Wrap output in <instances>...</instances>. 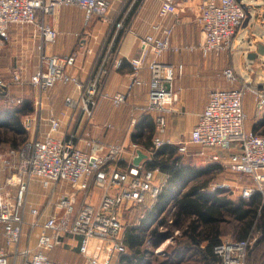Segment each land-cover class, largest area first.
Listing matches in <instances>:
<instances>
[{"label": "built area", "instance_id": "obj_1", "mask_svg": "<svg viewBox=\"0 0 264 264\" xmlns=\"http://www.w3.org/2000/svg\"><path fill=\"white\" fill-rule=\"evenodd\" d=\"M159 1V20L140 38L141 55L132 60L135 71L129 89L146 85L148 99L132 108L131 124H137V113L154 114V151L167 144H176L181 154H191V147H197L196 154L208 163H217L250 181L242 184L241 197L248 199L260 192L264 200V134L247 130L244 107L246 94L252 92L258 109L264 110V82L254 85L247 80L239 86L213 89L190 133L177 142L166 137L168 114L174 111L179 98L170 85L177 75V67L161 61L160 57L170 49L179 51L181 47L172 46L175 25H165L162 20L176 13L186 0ZM62 6L80 7L90 21L95 15L107 17L111 1L0 0V45L9 40L13 25H37L42 37L41 66L30 77V83L40 91L37 105L42 109L43 93L56 84H71L73 91L66 96V110L62 114L68 116L78 112L93 125L100 98H108L116 107H121L127 102V93L111 94L104 89L106 69L87 81L71 73L70 69L77 62V52L47 54L44 51L46 44L56 42L59 37V30L46 21V16ZM246 17L247 11L239 0H202L197 23L203 38L198 45H189L186 49H200L204 55L231 49L233 38ZM144 63L150 72L149 80L140 76ZM121 64V59L115 63L117 67ZM182 68L180 65L179 70ZM224 74L231 82L237 80L232 68H227ZM13 81L19 85L25 82L21 70L13 72ZM8 86L7 81L0 79V95ZM16 102L22 103L23 99L18 97ZM39 114L37 108L36 112L24 116L23 124L29 132L39 130ZM62 120L61 116L52 115L45 135L32 136L21 147L9 148L5 154H0L2 170L8 173L5 184L16 187L12 194L0 181V226L6 243L0 246V264H12L13 257L14 264H18L20 256L24 258L23 264H68L52 259L48 251L65 246L69 237L78 239L84 264H118L128 251L125 237L129 224H126L124 211L131 212L143 206L141 217L145 216L166 184L167 180L158 177V169L127 161V148L123 144L106 143L88 131L82 137L85 145L81 147L76 131L62 132ZM104 126L111 128L113 125L106 122ZM132 148L136 158L139 145L135 143ZM34 180L50 191L43 207L29 202L30 185ZM223 185L217 184L214 188ZM95 195L98 196L96 201L93 200ZM48 208L51 210L46 213ZM27 226L36 237L35 246ZM179 232L177 230L176 234ZM24 237L29 238L28 244L21 246ZM173 239L174 235L166 243ZM256 241L257 235L244 240L226 238L215 252L222 258V264H247L248 250ZM164 250L162 245L157 252Z\"/></svg>", "mask_w": 264, "mask_h": 264}, {"label": "crops", "instance_id": "obj_2", "mask_svg": "<svg viewBox=\"0 0 264 264\" xmlns=\"http://www.w3.org/2000/svg\"><path fill=\"white\" fill-rule=\"evenodd\" d=\"M240 1L243 6L245 5L248 8V11L246 9L247 17L233 38L230 53L221 51L204 55L200 49H186L189 45H198L203 38L201 27L197 23V15L200 11L202 0H186L179 5L176 13H170L162 20L165 25H175L171 40L172 46L181 47L179 51L170 49L160 57L161 61L177 67V75L170 85L174 91L178 92L179 98L171 114V120H177L178 124H180V118H185L184 129L181 132L189 134L196 125L199 115L204 111L213 89L235 87L247 80L257 85L264 82V52H258L260 44L264 47V0ZM160 4L159 0H142L139 10L127 25L128 27H126L124 36L119 42L116 51L111 55L108 53L101 55L99 52L98 45H101V42L104 41L99 34L104 29L101 25H96L93 31H89L88 37L80 38L78 49L73 50L77 52L78 58L76 65L70 69V72L80 80L87 81L99 75L103 69H106L107 72L103 76L102 86L111 94L126 92V104L122 108L117 109L119 107H116L108 98H100L94 124L91 125L78 112L76 114L71 113L68 116L62 114L66 110V96L73 91V87L69 86V84L58 83L42 95L43 105L41 110L45 109L44 112H40L39 121L37 122L38 129L44 127L43 135L49 130L50 117L52 115L61 116L63 118L62 132L73 133L76 131L79 135L78 144L81 147L85 145L82 137L86 136L85 134L88 131L93 137L100 138L106 143L123 144L126 148L127 142L130 141L131 145L130 148L126 149L125 158L130 163L135 164V157L132 155V146L135 143L132 140V136L138 131L140 123L145 118L152 117L155 122V117L152 113H137V124L134 126L131 124L132 108L135 105L145 103L148 99V87L146 85H136L129 89L130 80L135 71L132 60L139 58L141 55L140 38L149 33L151 25L159 20ZM70 7H59L54 13L46 16V21L57 30L63 29V24L66 26L65 30H70L74 28L72 27L74 22H79L80 31L83 28L84 20L90 23L95 17H101L95 15L90 21H87L83 9L79 7L81 11L80 9L78 11ZM41 18V13H39V20ZM104 20L106 21L107 18H104ZM9 36L8 44L0 45V79L7 81L9 84L8 88L5 89L6 91L0 95V103L4 105V109L10 108L11 104L8 101L12 98L20 97L23 99L22 103L32 102L36 112V102L40 98V91L30 83V75L35 73L41 66L42 49L40 46L42 37L35 24L26 26L13 25L10 28ZM75 43L76 39L67 34L60 36V38L58 37L54 43L46 44L43 49L47 54H63L71 50ZM253 53L256 56H252ZM218 57L220 58L218 59ZM118 59L122 60V64L119 67L115 65ZM227 62H229V66ZM180 65L183 66L181 71L179 70ZM16 68L23 70L25 82L21 85L13 81L12 71ZM227 68H232L235 71L238 81L231 82L226 78L224 71ZM221 69L223 70L222 76L225 81H221ZM140 76L145 80H149L150 72L147 63H144L140 69ZM26 82H29L28 84L30 85L25 87ZM244 107L247 114L246 128L247 130L255 131V125L264 119V110L258 109L252 92L246 94ZM0 109L2 108L0 107ZM106 122H111L113 126L111 128L105 127ZM263 128L264 124L257 132L264 133ZM175 135L176 133L172 135L173 140L176 138ZM140 149L149 156L148 159L141 161L142 164L146 165L151 160L149 158L153 159V154H151L149 149L141 145H139L138 150ZM192 154L198 156L196 153ZM121 165L126 166L125 163ZM159 173L158 177L160 179L167 180L165 174L160 171ZM37 184L41 185L38 180H34L30 186ZM49 193L50 191L46 189L37 196L29 193V202L43 207ZM50 210L48 208L46 213ZM2 228L0 226V236L3 237ZM28 240L29 238L24 237L21 246H26ZM5 244L3 237V243L0 246H5ZM165 244L166 241L163 242L164 247ZM62 250H65V252ZM48 255L54 260L68 264H84L85 262L84 258L79 254L78 239L73 237L67 239L65 246L48 251ZM23 263L24 258L20 256L18 264ZM12 264H14V257L12 258Z\"/></svg>", "mask_w": 264, "mask_h": 264}, {"label": "trees", "instance_id": "obj_3", "mask_svg": "<svg viewBox=\"0 0 264 264\" xmlns=\"http://www.w3.org/2000/svg\"><path fill=\"white\" fill-rule=\"evenodd\" d=\"M125 29L118 34L116 47ZM16 99L8 101L10 108L0 109V147L8 143L10 148H19L29 139L23 119L34 113L35 107L30 101L17 103ZM263 124L264 119L255 125V132ZM155 133L156 124L152 117H147L132 140L151 150ZM152 152L153 159L147 162L146 168L158 169L167 176V181L154 207L138 224L127 229L128 251L118 264L150 263L154 253L146 244L151 242V246L157 248L173 236L176 229L180 234L175 243L170 244L172 251L165 255L166 264H222L215 249L227 235L234 240L257 235L256 243L248 250L247 264H264V200L261 193L256 192L248 199H230L223 189H209L216 175L224 169L221 165H190L184 161L176 144H167ZM169 212H172L170 216Z\"/></svg>", "mask_w": 264, "mask_h": 264}, {"label": "rangeland", "instance_id": "obj_4", "mask_svg": "<svg viewBox=\"0 0 264 264\" xmlns=\"http://www.w3.org/2000/svg\"><path fill=\"white\" fill-rule=\"evenodd\" d=\"M110 1H111V8H110V12H109L108 16L102 17V18L101 17H95L92 20V22H90V23H87L86 20H84L83 28L80 31H79V22H74L73 26H72L74 28H72L70 30H65L66 26L64 24L62 25L63 29H59V32H60L59 38L62 35L65 36L67 34H70L71 37L76 39V43L74 44L73 48L69 51L64 52L65 54L70 52V51L78 49L79 39L82 37H85V36L88 37V33H90L89 31H93V28L96 25H98V26L101 25V26H103L102 28H104V29H102L101 33L99 32L100 37L103 38V40H104L103 42H101V45H98V49H99L100 54L105 55L108 53L111 55L113 52L116 51L117 47L115 45L117 42L116 38H117L118 34L120 32L124 31L125 27L128 25L129 20L131 19V17H133L134 14L137 13V11L139 10V8L141 6L142 0H110ZM63 7H70V6H63ZM70 8L77 9L78 11L80 9L77 6H71ZM80 11H81V9H80ZM104 18H107V20L105 21ZM118 23H121V26H117ZM70 28H71V26H70ZM8 42H9V40L4 41L3 45L8 44ZM49 44H51V43H49ZM226 52L230 53V49L225 50V53ZM220 57H218V59ZM227 63L229 66V62H227ZM15 70H20V69H17V68L13 69L12 73ZM21 71L23 72V70H21ZM222 71L223 70L221 69V81H225L224 77L222 76L223 75ZM236 78H237L236 81H238V77H236ZM26 83H25V87L27 85H30V84H28L29 82L27 84ZM251 83L253 84L252 81H251ZM241 84H243V82L239 83L237 86H239ZM254 85H256V84H254ZM69 86L73 87V85H71V84ZM123 106H121L117 109H120ZM0 107L4 108V105H2L0 103ZM36 107L39 108V113L44 112L45 108L43 110H41L40 104H38ZM172 113L173 112L168 114L169 125L167 128L166 137L170 138L172 141L177 142V141L181 140L182 138H184V135H187L188 133L181 132L184 129L185 118H180L181 123L178 124L177 120H171V118H172L171 114ZM43 130H44V127L43 128L41 127V129L37 130L35 133H33L31 131L28 132V138H31L32 136H37V135L42 136ZM178 130H180V131H178ZM175 133H176V135H175L176 138L173 140L172 135ZM260 134H264V133H260ZM10 136L12 137L13 134H10ZM130 145H131V142L128 141L127 145H126L127 148H130ZM9 146L10 145L8 143L1 146L0 147V154H5L7 152V150L10 148ZM152 149L153 148H151V150H150L151 152L154 150V149L153 150ZM191 150H192L191 151L192 153H197L196 152L197 147H191ZM192 153L191 154H182L184 161H186V163L193 165L195 167H205L206 165H208V162L205 161V159H203V157L195 156ZM2 168H3V164H2V161L0 159V181H1V183H3L5 185L7 191H11L12 194H14L16 192V187H14L12 185L5 184L8 173L3 171ZM158 174H160V173L158 172ZM249 182L250 181H248L242 175L235 174V173H232L226 169H223L221 172H219L216 175V178L211 182L209 189L210 190L223 189V191H225V195H227L230 199L238 200L241 197L240 195H241L242 184L243 183L248 184ZM217 184H224V185L221 186L220 188L219 187L214 188V186ZM43 191H45V189L42 187V185L37 184V185L30 186V193L35 195V196L40 195ZM80 197H81V195H80ZM93 200H95V201L98 200V196L96 198V195H95V198ZM143 210H144V207L141 206V207H136L131 212L125 213V211H124L126 224H129V227L138 224L139 220L141 219V214H142ZM76 212H77V208H76L75 213ZM171 214H172V212L168 213L169 216ZM26 230L31 236H33L32 234H34V233L32 232V230L29 226L26 227ZM176 231H177V229H176ZM176 231L174 233L173 241L171 243H166L165 247H164L165 250L162 252H157V250L163 244L157 248H153L151 246V242L150 243L148 242V244H146V247L149 249V251H151V252L153 251V253H154V255H151V259H149L150 263H148V264H166L165 261H167V259H166L167 257L165 255L167 254V251H169V252L172 251V249L170 248V246H171L170 244H174L175 238L180 234V232L178 234H176ZM34 236L32 238L33 246H35V244H36V237H34ZM226 238L233 239V237L231 235H227L224 239H226ZM2 243H3V237L0 236V245ZM62 251L65 252V250H62ZM168 264H170V263H168Z\"/></svg>", "mask_w": 264, "mask_h": 264}, {"label": "water", "instance_id": "obj_5", "mask_svg": "<svg viewBox=\"0 0 264 264\" xmlns=\"http://www.w3.org/2000/svg\"><path fill=\"white\" fill-rule=\"evenodd\" d=\"M244 8L247 9L248 11V8L245 5H244ZM263 50H264V47L262 44H260L258 52L263 53L264 52ZM252 56H256V54L253 53ZM148 157L149 156L142 149L138 150V156L135 158V164L139 165L143 159H148Z\"/></svg>", "mask_w": 264, "mask_h": 264}]
</instances>
